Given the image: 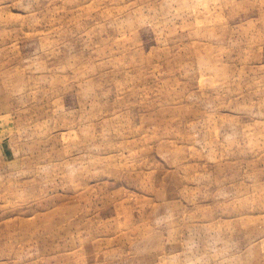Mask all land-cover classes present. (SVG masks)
Returning <instances> with one entry per match:
<instances>
[{
    "label": "rangeland",
    "instance_id": "rangeland-1",
    "mask_svg": "<svg viewBox=\"0 0 264 264\" xmlns=\"http://www.w3.org/2000/svg\"><path fill=\"white\" fill-rule=\"evenodd\" d=\"M0 264H264V0H0Z\"/></svg>",
    "mask_w": 264,
    "mask_h": 264
}]
</instances>
